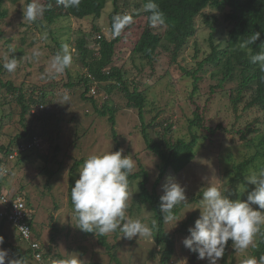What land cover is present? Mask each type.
Masks as SVG:
<instances>
[{"label": "rangeland", "instance_id": "rangeland-1", "mask_svg": "<svg viewBox=\"0 0 264 264\" xmlns=\"http://www.w3.org/2000/svg\"><path fill=\"white\" fill-rule=\"evenodd\" d=\"M41 3L50 7L37 21L29 22L23 21V7L27 6V0H5L8 15L0 24V145L13 150L28 139L24 135L34 134L38 141L36 148H40L29 155V151L17 152L14 157L0 155L9 162L6 186L13 194H22L29 199L38 239L44 247L42 258L46 251L50 256L46 262L44 258L39 262L33 255L22 264H57L59 257L64 260L73 255L79 264H160L161 247L153 234L131 240L124 238L119 230L107 234V242L115 247L116 261L98 244V236L87 235L74 226L77 221L71 203V188L80 178L83 162L91 154L116 152L118 145L125 156L134 159L132 173H139L142 169L149 173V190L156 188L161 197L163 185L169 177L185 188L188 203L174 208L179 211L177 218L180 221L176 227L175 222L165 224L166 233L175 241V252L169 264H208L207 260H199L196 254L185 248L183 240L200 216L197 208L208 183L220 188L232 200H246L255 187L244 177L251 171L264 168L261 154L264 147L260 145L264 135V115L256 104L257 90L243 91L240 83L234 81L213 92L211 89L218 81L209 78L212 68L208 74L207 71L197 74V82L185 75L183 68L193 70L197 66L194 46L202 48L200 60L205 57L204 52L210 51L207 39L211 31L204 27L202 19L197 42L191 40L176 60L172 52L161 51L152 63L134 53L146 27L145 17H137L126 25L121 31L122 39L115 47L114 65L122 69L131 90L138 85L141 91H145L144 123L158 126L151 136H156L155 130L162 134L163 128L172 125L169 138L174 142L190 144L196 140L194 160L178 173L168 170L167 175L157 182L162 163L147 149L138 112L127 107V98L120 90L106 94V87L117 82L102 85L100 90L94 86L91 94L97 106L82 98L85 89L79 80L87 69L79 60L78 47L85 40L86 46L97 52L96 37L101 34L97 29L112 37L109 33L113 1L95 0L97 14L85 20L67 16L66 8L58 5L56 0H41ZM125 11L135 12L136 8L130 11L125 8L124 14ZM52 18L54 20L50 21ZM154 31L164 32L159 28ZM224 34L219 40L227 39ZM62 44L68 45L72 64L63 73L50 75L52 57ZM36 51L40 53L38 58L27 59ZM5 55L16 59L14 72L9 73L2 67ZM8 83H13L16 90L10 91L4 86ZM69 83L75 86L71 88ZM21 94L29 105L30 98L45 94L47 103L32 105L30 111L22 115ZM65 94L70 97V104L58 103ZM104 104L115 110V128L109 121L110 113L103 117L97 111ZM139 192L137 183L128 191L126 214L151 226L153 211L145 204L136 203ZM263 233L264 226H261L253 246L239 254L235 253L229 240L218 264H242L249 256L259 260L256 250ZM6 243L23 250L27 246L26 241H19L17 237ZM0 247L8 251L9 260H19L9 248Z\"/></svg>", "mask_w": 264, "mask_h": 264}, {"label": "trees", "instance_id": "trees-1", "mask_svg": "<svg viewBox=\"0 0 264 264\" xmlns=\"http://www.w3.org/2000/svg\"><path fill=\"white\" fill-rule=\"evenodd\" d=\"M17 1V0H13ZM114 11L110 16V33L111 36H106L101 29H97V33H101L96 37V41L99 45L97 52L90 50L86 46V41L79 45L80 51L79 60L83 64L84 68L87 69L85 75L80 77L79 82L84 85V93L82 98L87 101H92L96 105L95 97L91 94L94 86H97L100 90L102 85H108L110 82L116 81L117 84H111L106 87V94L111 95L114 90L118 89L124 93L127 98V107L134 109L138 112L141 121L143 122L142 134L146 142L148 151L159 157L162 163V169L157 182L161 181L168 173V170H172L175 173L185 169L194 160V146L196 140L192 143L187 144L183 141L174 142L169 138L172 125L163 128V133L160 134L156 131V136L152 137L151 133L158 126L147 125L144 123V113L147 104V97L145 91L140 90L138 85L131 90L126 75L122 72L121 68L114 65L115 47L121 41L122 34L119 36H113V18L117 16H129L131 21L137 17H145L146 27L142 35L140 36L134 53L140 55L143 59L148 62L154 61L155 57L161 51H170L174 55L176 60L180 52L187 47L191 40L197 42L199 32L201 30V19L204 27H207L211 33L207 43L209 44L210 51L204 52L205 57L200 60V54L202 48L198 45L195 48V61L197 66L193 70L186 71L187 77H192L195 81H199L197 74L200 72L209 73V68H212V73L209 74L211 80H217L218 84L213 85L211 91L215 92L216 89L224 88L226 83L238 82L240 89L243 91L253 88L257 90L258 97L256 104L259 110L264 115V72L260 71L258 65L250 63L248 55L245 50H241L238 47L240 40L247 39L248 36L256 32L261 33V38L256 42L255 45H251L253 54L258 52L259 45L264 42V0H154L159 6V10L164 13L165 23L156 27H151L149 24L148 17L151 15L150 12L144 11V5L148 3V0H112ZM5 0H0V24L3 22L8 12L4 8ZM29 3L30 0H27ZM136 8L135 12L124 14V9ZM67 16L77 20H85L93 17L97 14V6L95 0H80L78 7L66 8ZM214 13V14H212ZM54 19H50L53 21ZM154 28L163 29V33H157ZM1 32V31H0ZM227 39L225 41L219 40V36L225 35ZM1 35V33H0ZM61 48V45H59ZM10 91H15L16 88L13 83L4 84ZM69 87L73 88L72 84H68ZM197 89V86H195ZM89 95V96H88ZM22 94L19 97V102L22 105V115H26L32 105H46L45 94L37 98H30L29 103L24 101ZM109 99V98H108ZM106 104V103H105ZM104 104V105H105ZM97 108L99 115L105 117L110 113L109 121L113 128L116 126L115 110L110 109L108 106ZM97 106V105H96ZM196 119L199 120L198 114ZM197 124V123H196ZM214 132L213 130H210ZM28 139L23 142L24 144L32 142L35 137L34 134L24 135ZM20 142L18 146L20 147ZM260 145L264 147V135L261 138ZM40 148H33L28 150L27 155L35 153ZM117 150H120L119 145ZM12 150L8 149L4 145H0V155H9ZM26 153V152H25ZM264 157V152H261ZM9 162H6L4 157H0V169H8ZM76 168V165H75ZM12 174V172L10 171ZM10 174V175H11ZM139 184V194L137 204H145L148 206L154 214V220L157 221L156 226L152 229L153 238L161 247V254L159 256L160 264H169L175 252V241L172 236L166 233L165 223L162 222V214L159 211L160 196L158 195L156 188L153 190L148 189L149 185V173L142 169L139 173H132L128 177V191L134 187V184ZM72 186V185H71ZM12 194V197L16 194ZM27 210L29 211L31 218L27 220L31 229L33 238L38 241L41 245V241L38 239L35 219L32 214V204L29 199H26ZM13 201L9 199L8 204L0 202V213L6 212L8 215L12 212ZM177 216L179 211L173 209ZM8 215L0 217V237H3L2 246L7 247L12 252L13 256L19 257L22 263L27 262L32 256L33 251L31 246L26 243V249L23 250L20 247L13 246L10 243H6L13 237H17L19 241H23V236L20 234L19 229L14 223L9 220ZM152 225V223H151ZM87 235H93L94 233L85 232ZM263 237L258 244L256 250V256L264 255V233ZM98 244L105 248L106 251L116 261L115 247L111 246L107 242V236L98 235ZM44 249V247H43ZM112 250L114 252H112ZM49 252L43 254V258L48 259ZM50 260V259H49ZM61 258H58V262ZM57 262V264H58Z\"/></svg>", "mask_w": 264, "mask_h": 264}, {"label": "clouds", "instance_id": "clouds-1", "mask_svg": "<svg viewBox=\"0 0 264 264\" xmlns=\"http://www.w3.org/2000/svg\"><path fill=\"white\" fill-rule=\"evenodd\" d=\"M58 5L64 8L78 7L80 0H56ZM41 0H30L23 7V21L35 22L42 17L47 10ZM144 11L150 12L148 17L151 27L165 23L164 13L154 0H148L144 5ZM131 23L129 16H117L113 18V36H119L122 29ZM261 38V33L256 32L247 39L240 40L238 47L245 50L249 61L258 65L264 72V42L259 45V51L253 54L251 45H255ZM45 39H47L45 35ZM40 53L33 52L31 60L38 58ZM72 64V56L68 45L62 44L61 49L52 57L50 75L61 74ZM2 67L9 73L17 68L15 58L4 57ZM70 97L63 95L58 103L70 104ZM135 168V161L131 156H125L123 149L105 154H91L83 162L79 171L80 178L71 188V203L75 213L78 229L94 233L96 236H105L119 230L123 237L129 240L134 237H148L152 235V229L157 221L153 220L149 226L140 219H131L127 216L129 207L128 177ZM3 170L0 169V174ZM8 175V173H7ZM7 175L2 187L6 188ZM245 181L254 185V189L247 195L246 200H232L220 188L208 183L200 200V216L194 226L189 228V235L184 238L185 248L197 255L199 260H207L208 264H218L224 256L228 241H232L235 253H243L253 246L255 235L264 226V168L251 171L245 175ZM12 195V194H11ZM21 195L25 198L22 194ZM188 199L185 188L175 178L169 177L163 185V195L160 197L159 211L162 214V222L165 224L175 222V227L180 221L173 209L177 205L187 204ZM258 206V207H254ZM21 230L27 228L20 227ZM3 237H0V245ZM264 256L259 260L255 257H246L242 264H262ZM0 264H22L21 260H9L8 251L0 247ZM58 264H79L73 255L60 260Z\"/></svg>", "mask_w": 264, "mask_h": 264}, {"label": "built area", "instance_id": "built-area-1", "mask_svg": "<svg viewBox=\"0 0 264 264\" xmlns=\"http://www.w3.org/2000/svg\"><path fill=\"white\" fill-rule=\"evenodd\" d=\"M37 140L34 137L32 142L22 144V147H16V149H13L12 152L8 156H13L14 154H17V152H27L30 149H33L37 145ZM7 156V157H8ZM8 173V170H3L2 174H0V202L4 204H8L9 199L13 201V207L12 212L8 215L6 212H1L0 217L4 215H8L9 220H11L15 226L18 227L20 234L23 236L22 239L26 241L32 248L33 255L36 257V260L41 262L43 260L42 258V250L40 243L38 241H35L32 234V229L27 222V220H30L31 215L29 211L27 210L26 206V200L21 195H16L12 197L10 192L2 187L3 180L6 177ZM20 227L27 228V230H21Z\"/></svg>", "mask_w": 264, "mask_h": 264}, {"label": "water", "instance_id": "water-1", "mask_svg": "<svg viewBox=\"0 0 264 264\" xmlns=\"http://www.w3.org/2000/svg\"><path fill=\"white\" fill-rule=\"evenodd\" d=\"M192 262H194V260H192ZM264 264V262H262Z\"/></svg>", "mask_w": 264, "mask_h": 264}]
</instances>
